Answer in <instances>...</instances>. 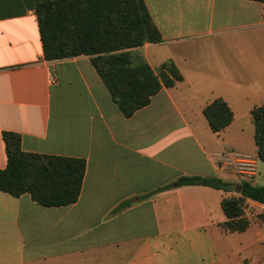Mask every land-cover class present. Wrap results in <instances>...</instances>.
I'll return each mask as SVG.
<instances>
[{
  "label": "crops",
  "instance_id": "0c3cea01",
  "mask_svg": "<svg viewBox=\"0 0 264 264\" xmlns=\"http://www.w3.org/2000/svg\"><path fill=\"white\" fill-rule=\"evenodd\" d=\"M43 1L0 0V168L13 131L24 151L83 158L86 172L71 205L0 191V264H264L263 204L246 201V230L222 227L223 199L243 181L264 186L251 114L264 105V3L144 0L163 41L137 50L183 79L125 117L90 56L44 58ZM217 98L234 112L220 133L203 111ZM243 155L256 160L251 177L236 170ZM182 176L233 189L178 186Z\"/></svg>",
  "mask_w": 264,
  "mask_h": 264
},
{
  "label": "trees",
  "instance_id": "16d2710c",
  "mask_svg": "<svg viewBox=\"0 0 264 264\" xmlns=\"http://www.w3.org/2000/svg\"><path fill=\"white\" fill-rule=\"evenodd\" d=\"M264 3V0H255ZM44 58L91 57L92 64L125 117L150 104L164 86L173 87L183 76L173 61L155 71L137 50L163 37L144 0H47L35 7ZM211 129L222 132L234 119V112L222 98L204 107ZM258 157L264 162V105L252 111ZM8 163L0 168V191L14 197L28 193L43 206H66L78 201L86 172V160L78 157L26 152L21 135L4 131ZM178 186L205 185L231 191L233 185L217 177L182 176ZM169 188L161 187L156 192ZM264 205V186L249 181L240 184L238 196L223 199L227 232L246 230L247 200ZM130 201L123 202L119 209ZM264 219V214L260 215Z\"/></svg>",
  "mask_w": 264,
  "mask_h": 264
},
{
  "label": "built area",
  "instance_id": "2783aa9c",
  "mask_svg": "<svg viewBox=\"0 0 264 264\" xmlns=\"http://www.w3.org/2000/svg\"><path fill=\"white\" fill-rule=\"evenodd\" d=\"M229 156L228 154H223L221 157V161H227L230 162L231 164L233 163V161H231L230 159H227L226 157ZM235 166H236V170L243 176L246 177H251L253 175H255L256 172V160L251 157V156H247V155H243V156H238L237 159H235L234 161Z\"/></svg>",
  "mask_w": 264,
  "mask_h": 264
}]
</instances>
